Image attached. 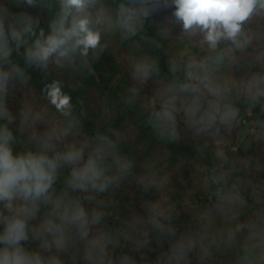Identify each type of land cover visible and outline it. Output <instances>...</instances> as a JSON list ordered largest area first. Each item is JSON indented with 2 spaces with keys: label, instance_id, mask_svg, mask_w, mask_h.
Masks as SVG:
<instances>
[{
  "label": "clouds",
  "instance_id": "clouds-1",
  "mask_svg": "<svg viewBox=\"0 0 264 264\" xmlns=\"http://www.w3.org/2000/svg\"><path fill=\"white\" fill-rule=\"evenodd\" d=\"M14 8L45 12L46 27ZM121 49L130 82L113 105L138 109L160 143L214 149L204 204L174 200L162 167L137 164L135 126L108 123L107 99L105 123L85 129L61 77L95 76ZM33 69L41 107L26 94ZM262 152L264 0H0V264H264ZM133 186L154 198L122 217L117 192Z\"/></svg>",
  "mask_w": 264,
  "mask_h": 264
},
{
  "label": "trees",
  "instance_id": "trees-1",
  "mask_svg": "<svg viewBox=\"0 0 264 264\" xmlns=\"http://www.w3.org/2000/svg\"><path fill=\"white\" fill-rule=\"evenodd\" d=\"M13 10H27L33 14L41 15L42 26L46 27V25H43V19L46 18L45 12L39 9L25 8H14ZM168 14V12H162L154 16L153 19L159 21L164 15ZM146 30L149 35H155V29L151 24H146ZM128 61L129 55L124 49H121L117 53L109 51L103 54L100 61L93 65L96 71L95 76L79 79L73 78L69 74L62 75L61 78L65 81L66 90L72 94L77 108L79 109L82 106L87 112V119L84 122L85 129L91 133L97 125L105 123L100 118V113L101 101L107 99L108 106L115 107V115L108 123L121 129L135 126V134L127 141L125 151L137 161V164L140 166L155 164L157 168L162 167L164 175L167 177L169 188L174 190L172 197L174 200L178 201L190 198L194 203L204 204L205 197L202 191L201 170L211 165L214 149L209 147L203 154H197L190 139H183L181 142L175 144L166 145L160 143L154 138L151 131L141 123L142 118L139 115L138 109L127 108L122 111L121 105L118 102L113 105V102L118 101L119 96L130 82L126 70ZM161 67L166 70L163 54L161 55ZM31 71L33 81L31 87L26 90V94L37 107H41L44 103L40 98L41 76L37 70L33 69ZM16 95L19 96L20 93L17 92ZM255 151L256 148L253 145L248 149L247 153L241 149L240 154L251 155ZM262 155H264V152H262ZM152 198H154V194H143L135 186L127 191H118L117 199L120 203V215L122 217L127 216L132 209L140 210L141 200ZM249 201L251 202L250 197ZM178 207L180 208V215L174 219L173 223L182 229L187 225L190 214L183 210L182 205H178ZM111 222L117 223L115 220H111ZM152 247L153 251L148 253L149 258L154 257L160 250L156 248L155 243H153ZM166 249L167 243H165L163 250Z\"/></svg>",
  "mask_w": 264,
  "mask_h": 264
}]
</instances>
